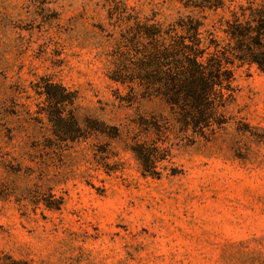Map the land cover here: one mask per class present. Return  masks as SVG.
<instances>
[{
  "label": "rangeland",
  "instance_id": "rangeland-1",
  "mask_svg": "<svg viewBox=\"0 0 264 264\" xmlns=\"http://www.w3.org/2000/svg\"><path fill=\"white\" fill-rule=\"evenodd\" d=\"M254 13L264 0H0V264H264V73L228 35L264 61ZM141 31L221 62L200 127L141 79L168 71ZM46 84L75 95L79 133L55 136Z\"/></svg>",
  "mask_w": 264,
  "mask_h": 264
},
{
  "label": "trees",
  "instance_id": "trees-1",
  "mask_svg": "<svg viewBox=\"0 0 264 264\" xmlns=\"http://www.w3.org/2000/svg\"><path fill=\"white\" fill-rule=\"evenodd\" d=\"M177 1L180 2L181 0ZM254 14L253 19L256 24H258V22L264 23V14ZM191 25V22L189 24L184 23L183 26L180 27L184 29V32L191 34L194 31ZM228 28L230 31L228 32L229 39L235 42L238 46V48L235 49L236 52L241 53L244 56L242 61L248 64H256L259 70L264 73V61L259 60L258 58H253L251 54L250 56H246L247 54H245V49H247L246 43L249 40L243 32V28L233 25L232 23L229 24ZM261 30H264V27H258V31ZM139 35L145 39H154L156 42V44H154L149 51L150 59L153 63V69L160 70L162 68V64L158 62L160 59L162 62H167L166 67L168 69L167 73L161 74L159 80L156 79V77H144L141 79H144V81H146V85L148 86L153 87L158 84L166 86L167 90L170 91L163 97L168 98L167 102L171 106L179 108L181 105H184L183 103H189L191 105V109L179 110L178 114L180 117L178 121L180 124L187 126V128L192 127V129H196L200 127V125H203L207 117L206 103L210 101L209 92H204V90H213L215 85H217V81L221 80L219 75H213L219 68V65H221V62L211 65L210 68L204 72L198 67L195 51L191 48H186L183 42H179L177 38L169 37L167 39V48L160 49L158 41L161 40H158L155 34H149L148 32L146 33L141 31L139 32ZM128 41H130V47V45L136 46V42L139 40L137 38L128 39ZM190 42L195 44L193 40ZM150 68L152 69L151 66ZM147 69H149V67H147ZM55 88L57 87H52L46 84L44 90L42 91V96L45 97L48 103V121L53 130H55V136H60L61 134L67 137V135H69L68 133H79L76 131L79 127L73 111L68 114V119H65L64 112H62V107L64 106L69 105L73 108L76 100L75 95L67 92V90H64L61 87H59L60 90H55ZM182 113L186 114L182 115ZM150 157L151 159L153 158L151 155ZM45 207L49 209L47 204H45Z\"/></svg>",
  "mask_w": 264,
  "mask_h": 264
}]
</instances>
